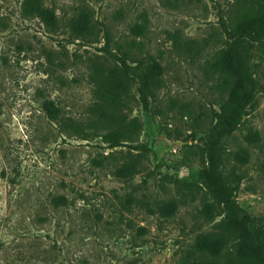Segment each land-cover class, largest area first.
<instances>
[{"label": "rangeland", "instance_id": "rangeland-1", "mask_svg": "<svg viewBox=\"0 0 264 264\" xmlns=\"http://www.w3.org/2000/svg\"><path fill=\"white\" fill-rule=\"evenodd\" d=\"M23 2L0 0V264H185L220 220L201 215L213 204L201 176L206 148L228 96L213 64L234 43V60L244 55L247 42L232 28L252 0H43L59 17L55 32ZM82 11L91 38L67 29ZM125 55L130 65H160L162 85L149 111L131 87L129 115L142 130L113 147L105 130L88 125L90 75ZM247 65L259 88L224 141V168L238 175L236 201L264 222V56L256 46ZM48 103L83 124L87 138L62 130ZM125 166L133 176H121ZM171 201L177 210L165 217Z\"/></svg>", "mask_w": 264, "mask_h": 264}, {"label": "trees", "instance_id": "trees-1", "mask_svg": "<svg viewBox=\"0 0 264 264\" xmlns=\"http://www.w3.org/2000/svg\"><path fill=\"white\" fill-rule=\"evenodd\" d=\"M23 11L28 16L39 18L51 31L60 28L58 15L46 7L43 0H24ZM67 29L76 38H91L94 29L91 15L82 11L68 21ZM232 31L238 39H245L247 46L244 55L234 60L238 43L229 45L213 64L227 85L228 96L220 106L211 129V143L206 148L207 165L201 172L213 200L201 215L210 221L218 217L220 220L216 223V232L198 237L186 254L185 264H264V222L250 215L236 201L234 185L238 175L226 173L224 168V141L237 131L253 109L259 88L258 80L249 70L247 58L255 46L264 56V0H252L251 6L239 15ZM106 38L109 43L108 31ZM127 58L125 55L118 60L120 64L108 69L97 64L90 75L95 100L90 108L88 125L95 130H105L107 133L103 134V139L113 147L136 142L142 130L141 121L129 115L131 87H136L141 106L149 111L154 92L162 85L160 65H145L142 61L130 65ZM46 109L62 130L87 138L83 124L61 117V110L52 103H48ZM256 137V133L249 134V138ZM132 168L125 166L119 172L127 178L134 175ZM59 203L66 204V200L60 198ZM176 210V203L171 201L161 209V213L167 217Z\"/></svg>", "mask_w": 264, "mask_h": 264}]
</instances>
